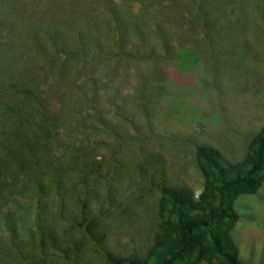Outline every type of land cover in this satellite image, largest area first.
Masks as SVG:
<instances>
[{
    "label": "rangeland",
    "instance_id": "1",
    "mask_svg": "<svg viewBox=\"0 0 264 264\" xmlns=\"http://www.w3.org/2000/svg\"><path fill=\"white\" fill-rule=\"evenodd\" d=\"M37 2L0 0L5 74L44 89L59 144L85 141L91 155H123L131 164L122 185L140 194L123 201L119 221L111 218L115 228L126 227L114 249L141 254L151 243L158 198L143 190L135 161L157 155L169 182L199 194L196 142L238 161L264 126V0H45L40 17L51 28L64 29L71 16L97 33L105 50L87 54L73 42L63 53L54 46L33 16ZM110 7L144 27L145 44L131 31L115 33ZM145 83L157 110L152 125L139 109ZM107 171L103 164L95 175ZM14 191L6 189V201L16 212L24 199ZM237 210L232 235L240 264H264V181L256 195L238 199Z\"/></svg>",
    "mask_w": 264,
    "mask_h": 264
},
{
    "label": "trees",
    "instance_id": "2",
    "mask_svg": "<svg viewBox=\"0 0 264 264\" xmlns=\"http://www.w3.org/2000/svg\"><path fill=\"white\" fill-rule=\"evenodd\" d=\"M44 1L38 0L33 16L61 52L70 42L85 54L105 50L97 33L76 25L71 16L64 19V29L44 23ZM106 14L115 33L131 31L145 44L140 23L114 7ZM9 60H0V264H240L232 235L239 220L237 201L256 195L264 181V126L238 161L196 142L194 157L203 178L199 194L169 182L157 155L135 161L132 172L146 180L144 191L157 195L158 208L145 251L121 254L114 244L126 227L115 228L111 218L116 215L119 221L123 201L140 194L122 185L131 164L123 155L111 160L91 155L85 141L59 144L44 89L6 75ZM149 85L141 90L146 95L140 97L139 109L152 125L157 110ZM156 88L151 86L153 92ZM103 164L108 171L96 177ZM8 187L24 199L20 211L9 210Z\"/></svg>",
    "mask_w": 264,
    "mask_h": 264
}]
</instances>
